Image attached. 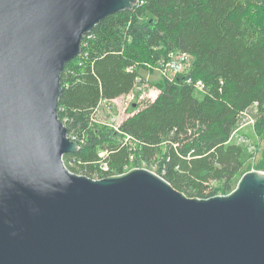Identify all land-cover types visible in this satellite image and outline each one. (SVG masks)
<instances>
[{"label": "water", "instance_id": "obj_1", "mask_svg": "<svg viewBox=\"0 0 264 264\" xmlns=\"http://www.w3.org/2000/svg\"><path fill=\"white\" fill-rule=\"evenodd\" d=\"M137 0H0V264H264V173L187 198L156 173L92 180L57 116L64 64Z\"/></svg>", "mask_w": 264, "mask_h": 264}, {"label": "trees", "instance_id": "obj_2", "mask_svg": "<svg viewBox=\"0 0 264 264\" xmlns=\"http://www.w3.org/2000/svg\"><path fill=\"white\" fill-rule=\"evenodd\" d=\"M79 47L64 64L57 105L77 146L63 156L71 173L100 180L146 169L187 198L226 196L244 159L230 135L249 109L264 163V0H137L98 22ZM176 53L191 66L152 84L154 100L116 126L96 116L145 83L143 68Z\"/></svg>", "mask_w": 264, "mask_h": 264}, {"label": "rangeland", "instance_id": "obj_3", "mask_svg": "<svg viewBox=\"0 0 264 264\" xmlns=\"http://www.w3.org/2000/svg\"><path fill=\"white\" fill-rule=\"evenodd\" d=\"M191 63V59L185 61L183 71H187ZM165 64L167 63L158 61L154 68H143L140 73L145 83L137 84L136 90L127 96L117 98L109 104H102L96 116L108 120V123L116 126L143 102L154 99L157 92L151 85L155 84L163 75V70L166 69ZM197 96L200 97L201 93L197 92ZM256 117L254 109L244 112L230 135V142L239 144L244 149L243 168L232 181L231 191L236 188L237 183L244 174L248 172L264 173V163L260 151L261 135L254 130Z\"/></svg>", "mask_w": 264, "mask_h": 264}, {"label": "built area", "instance_id": "obj_4", "mask_svg": "<svg viewBox=\"0 0 264 264\" xmlns=\"http://www.w3.org/2000/svg\"><path fill=\"white\" fill-rule=\"evenodd\" d=\"M191 59L189 56L186 54L182 53H176V54H171L169 56L167 64H165L166 69L164 68L163 70V75L167 76H173L177 73H181L184 70V62ZM196 88L199 91H202L203 85L200 81L196 83Z\"/></svg>", "mask_w": 264, "mask_h": 264}, {"label": "crops", "instance_id": "obj_5", "mask_svg": "<svg viewBox=\"0 0 264 264\" xmlns=\"http://www.w3.org/2000/svg\"><path fill=\"white\" fill-rule=\"evenodd\" d=\"M156 92H157V94H158V91H157V90H156ZM157 94H156V96H157ZM156 96H155V97H156ZM155 97H154V98H155ZM152 100H154V99H152Z\"/></svg>", "mask_w": 264, "mask_h": 264}]
</instances>
